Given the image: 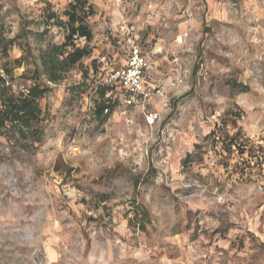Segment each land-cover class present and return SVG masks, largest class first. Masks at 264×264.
<instances>
[{"label": "clouds", "instance_id": "obj_1", "mask_svg": "<svg viewBox=\"0 0 264 264\" xmlns=\"http://www.w3.org/2000/svg\"><path fill=\"white\" fill-rule=\"evenodd\" d=\"M0 264H264V0H0Z\"/></svg>", "mask_w": 264, "mask_h": 264}, {"label": "trees", "instance_id": "obj_2", "mask_svg": "<svg viewBox=\"0 0 264 264\" xmlns=\"http://www.w3.org/2000/svg\"><path fill=\"white\" fill-rule=\"evenodd\" d=\"M72 19H73V22H75V17H74V16L72 17ZM84 32H86V29H82V34H83ZM88 34H89V38H91L90 33H88ZM78 55H79V54H78ZM78 55H77V57H74L73 59L78 58ZM21 95H23V94H21ZM13 107H16V105H14ZM20 107H21L25 112L30 111V105L27 103V101H23V102L21 103Z\"/></svg>", "mask_w": 264, "mask_h": 264}, {"label": "rangeland", "instance_id": "obj_3", "mask_svg": "<svg viewBox=\"0 0 264 264\" xmlns=\"http://www.w3.org/2000/svg\"><path fill=\"white\" fill-rule=\"evenodd\" d=\"M129 26H131V25H129ZM207 30H208V29L205 28V32H207ZM93 63H95V62H93ZM20 67L23 68L24 66H23V65H20ZM213 135H214V133H213ZM233 143H234V141H233ZM229 247H230V246H229ZM227 250H228L227 248L223 249V251H224L225 253L227 252Z\"/></svg>", "mask_w": 264, "mask_h": 264}]
</instances>
